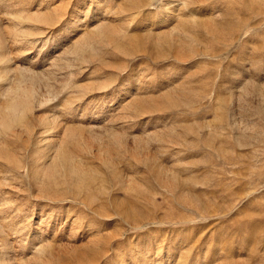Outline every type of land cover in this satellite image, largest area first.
Returning a JSON list of instances; mask_svg holds the SVG:
<instances>
[{"label": "rangeland", "instance_id": "obj_1", "mask_svg": "<svg viewBox=\"0 0 264 264\" xmlns=\"http://www.w3.org/2000/svg\"><path fill=\"white\" fill-rule=\"evenodd\" d=\"M77 1L81 12L102 8L122 28L119 48H76L96 23L86 19L74 31L67 14ZM127 1L0 0V106L11 93L23 101L34 85L30 124L49 116L70 127L77 137L68 148L100 167L96 181L112 186L120 208L144 225L83 209L84 221L106 222L92 231L107 240L112 220L123 227L109 244L122 243L126 255L108 249L91 264L131 260L133 246L123 243L140 236L148 241L142 264H264V0H176L164 19L167 0L132 10ZM181 14L195 18L188 36L174 30ZM33 25L39 35L21 33ZM134 84V100L110 107L118 89ZM2 142L10 163L0 159V249L10 245L18 264H74L86 245L103 248L83 223L69 224L76 203L67 183L27 174L26 130L14 127ZM3 170L14 179H3Z\"/></svg>", "mask_w": 264, "mask_h": 264}, {"label": "bare ground", "instance_id": "obj_2", "mask_svg": "<svg viewBox=\"0 0 264 264\" xmlns=\"http://www.w3.org/2000/svg\"><path fill=\"white\" fill-rule=\"evenodd\" d=\"M146 1L148 0H128L127 4L129 8H131L132 10V9H138L139 7L145 5ZM154 2L155 0H152V3L150 4L153 5ZM175 2L176 0H167L163 3L165 5V10H163L164 12H162L160 19L166 18L168 14L171 12V10H174ZM68 3L62 5V7L65 8ZM75 4L76 5L70 10V14H67L68 16H71L73 14L72 17L69 19V23L70 25H72V28L74 29V31L76 30L77 27H79L80 25L79 23L85 21L86 19L87 20L89 19L92 22H96L92 24L91 28L88 27L89 34L87 35L83 34L82 39L78 42L76 48L78 47L79 51H82V52L85 50L95 51L96 49H102L103 46L109 47L111 45H113L115 49L120 47L121 43L119 42V38H120L119 35L122 31V28H117L113 23H111L110 20L103 17L104 11L102 8L100 10H96L92 15H87V13L81 12V10H79L81 6V1H77ZM160 4L162 5L161 2ZM60 17H62V15ZM83 17L84 19L81 20ZM178 17H180L179 19H182L180 20L181 25H179V28H176L174 30L180 31V32L183 31L185 35L188 36L189 34L187 32L186 23L190 21L194 22L195 18L192 16H186L185 14H181ZM43 20L47 22L49 21V18L44 17ZM154 20L155 22L159 21V19L157 18H155ZM51 24L52 23H50V25ZM33 26L32 27L30 26L29 28L23 27L24 30L21 33H24L25 35L26 34L27 35L29 34L39 35L40 28L38 26H35V27ZM3 34L0 32V59L3 58L2 52H4L3 51L4 43H6L5 38L3 37ZM158 47L160 51L164 49L163 48L164 46L162 44H159ZM92 54L94 53H91V55ZM8 60L9 59H7V61ZM131 86L132 85H129V88ZM129 88L118 89L116 93L113 94L110 107H112L116 103L118 104L121 102L134 100L135 95H136L135 90L138 89V84L136 86L134 84L133 88H130V89ZM23 92H24L23 101L17 98V94L11 93L10 95H8L9 97L6 98L5 103L0 106V159H4L10 163V161L6 159V157H8L6 155V150L8 148L6 144L3 143L2 141L12 131V128L20 127V128L25 129L26 132L28 133V138L31 140V153H29V156H28L29 158L28 164L30 167V172L28 171L27 174L28 175L31 174L32 177L36 180V182L38 181L39 183L46 182V183H52L54 185L58 183H67L70 187L71 194H72L69 201L76 203V207L74 208L75 209L74 219L69 224L72 226L78 223H83L86 228V231H85L86 236L89 238L88 240L92 241V239L94 238L93 236L98 235V240L101 242L104 241L102 242L105 245L103 248H95L93 245H86L85 247L86 251L84 253L78 254V256L74 255L76 256L74 264H91L93 262H98L103 256L107 255L108 249H114L115 251H120L125 256L126 253L124 252V250H122L123 248L122 243L116 242L113 248L111 247V244H109L113 238L122 234L123 227L116 224L115 220H112L111 224L113 226V230L107 234L108 236V240H107L105 236L102 235L103 233L94 234L95 232L92 231V229L102 228L104 225H107L106 222L96 220L94 217H89V218L86 217L87 219H85L84 221L83 217L86 215L81 214V211L83 209H87L93 212L98 217H102V218L103 217L112 218L113 215H117L118 217H123V220L128 222V224L134 228H138V227L140 228V226H144V225L141 223L140 219L135 217L134 213L131 210L127 211V210H123L120 208L122 206L121 205L122 200H120L121 198L120 199L117 198L116 194L115 195L109 194L110 190L112 192L115 191L112 186L107 184L105 180L103 179H101L100 181H96L97 174L101 175L100 167L99 166L91 167L89 165H86V162H87L86 160L76 157L74 155V152L68 148L69 146L68 143L72 142L73 140H75V137H77L76 134H74V132L70 129V127H67L66 125H64L62 126V129H61L59 118L49 117V116L48 117L44 116V118L38 117L39 119L36 117L37 118L36 127H33L30 124V115L32 114L33 109H34L33 99L36 97L34 85L25 87ZM107 163H108V166L110 167L112 166L111 162H107ZM14 172L15 171L7 172L3 170L2 172V174L4 175L3 179H8V180L14 179L12 176ZM22 175H23L22 172L18 174L16 173L17 179H20L19 177H22ZM169 176L172 180H174L177 177L176 173L171 172V171L169 172ZM53 200L57 202H63L65 201V198L63 196L61 197L58 196V197H55ZM107 205H112L113 206L112 209H114V212L109 213V210H107ZM69 207L70 206L67 205L65 208L66 214L70 213L69 209L71 208ZM59 216L63 217L62 213ZM48 219H50V217ZM39 222L41 223V221ZM62 222H63V219H62ZM69 230L71 229L69 228ZM26 231L27 229H25L24 227L23 232L25 234L28 233ZM82 235H84V233H82ZM128 238L126 239L128 240ZM25 239H27V235ZM132 242L133 240L123 243L129 248L133 246L132 254L130 255V257L132 256L131 260L127 258L129 260L127 261L126 259H123L124 256H122L120 257V259H118L116 264H142L143 260L149 256L148 250H147V245H148L147 239H143L142 236H140L138 241L133 243V245H132ZM40 250H41L40 254L43 255L44 249H40ZM206 252L208 253V251ZM139 259L140 261L139 263H137V260ZM0 264H18L17 259H16V254L11 249L10 245L5 244L4 247L0 249ZM104 264H110V263L108 261H105Z\"/></svg>", "mask_w": 264, "mask_h": 264}]
</instances>
